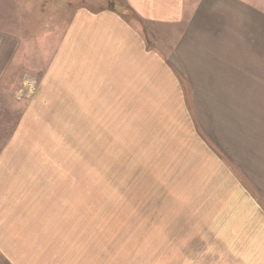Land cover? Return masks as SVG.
<instances>
[{
    "label": "crops",
    "instance_id": "0c3cea01",
    "mask_svg": "<svg viewBox=\"0 0 264 264\" xmlns=\"http://www.w3.org/2000/svg\"><path fill=\"white\" fill-rule=\"evenodd\" d=\"M84 2L75 8V0H0V87L15 39L38 35L26 18L67 22L38 76L23 78L18 97L29 103L0 148V264H91L80 252L84 238L60 231L68 228L69 206L74 212V174L63 162L58 173L38 172L41 131L60 141L82 133L86 149L130 143L114 147H131L147 160L166 156L197 166L212 159V180L227 196L212 262L220 261L221 245L226 264H264V0ZM253 115L258 125L250 123ZM224 134L246 146L240 162ZM54 229L63 236L53 237Z\"/></svg>",
    "mask_w": 264,
    "mask_h": 264
},
{
    "label": "rangeland",
    "instance_id": "374dc122",
    "mask_svg": "<svg viewBox=\"0 0 264 264\" xmlns=\"http://www.w3.org/2000/svg\"><path fill=\"white\" fill-rule=\"evenodd\" d=\"M90 1L92 8L116 7L118 2ZM83 3L84 0H75V8ZM59 9H62L61 5ZM30 20L26 18L38 35L15 39L18 49L12 58L10 73L0 87V148L13 136L20 115L29 103L27 97H18L23 78L35 77L38 69L48 62L52 56L51 46L56 39H61L67 24L66 21ZM47 32H52L55 37L46 35ZM251 107L257 114V102L252 101ZM250 119L252 125H258L257 115ZM202 135L242 181L254 189L249 179L243 178L242 168L234 164L231 157L229 160L224 150L204 133ZM224 135L234 159L242 160L246 146L231 143L229 137L232 134ZM253 136L247 138L253 139ZM71 139H50V134L38 132V172L55 174L64 168L57 162L68 163L66 172L74 174L70 187L74 190V212L70 213L69 206L68 228L60 231L69 239L84 238V248L80 252L88 254L91 264H226V251L221 245H215V254L220 261L215 258L216 262H212L211 257L212 237L224 236L214 227L226 220L223 202L227 197L220 195L217 181L212 180L216 171L212 159L207 161L209 159L204 157L202 162L209 165L197 166L193 160L172 163L173 160L166 156L147 160L131 147H114L130 143L111 141L106 148L86 149L82 133H75ZM60 144L68 147H54ZM62 158L69 160L64 162ZM222 193L226 195L227 192ZM49 215L55 217L54 213ZM51 234L63 236L55 229Z\"/></svg>",
    "mask_w": 264,
    "mask_h": 264
}]
</instances>
